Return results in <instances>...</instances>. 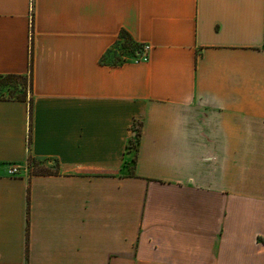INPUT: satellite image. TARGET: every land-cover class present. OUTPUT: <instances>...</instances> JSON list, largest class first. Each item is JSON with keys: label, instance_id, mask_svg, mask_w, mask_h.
<instances>
[{"label": "crops", "instance_id": "obj_1", "mask_svg": "<svg viewBox=\"0 0 264 264\" xmlns=\"http://www.w3.org/2000/svg\"><path fill=\"white\" fill-rule=\"evenodd\" d=\"M11 73L0 264H264V0H0Z\"/></svg>", "mask_w": 264, "mask_h": 264}, {"label": "trees", "instance_id": "obj_2", "mask_svg": "<svg viewBox=\"0 0 264 264\" xmlns=\"http://www.w3.org/2000/svg\"><path fill=\"white\" fill-rule=\"evenodd\" d=\"M120 40L123 46L135 48L139 53L142 51V44L136 42L133 37L126 31L122 30L120 34ZM30 66H31V76H32V66H33V49H31V57H30ZM10 83V87L8 88L9 94L6 95L2 92V87L8 85ZM12 87V88H11ZM32 89V79L28 78L23 74H6L0 75V99H13V100H22L29 102V111H30V136H29V144L32 142V115H33V98L28 97L29 91ZM142 133V122L136 120L133 127V135L129 141L128 147L130 153H132V149L136 148L141 137ZM137 159L136 154L133 155L131 160L129 161L130 168L133 169L132 163H135ZM45 162H48V159H39L32 154L29 156L28 163L31 170V173L38 175H51V174H59V165L56 162L57 167L53 168L48 166ZM131 169V172L134 173V170Z\"/></svg>", "mask_w": 264, "mask_h": 264}, {"label": "rangeland", "instance_id": "obj_3", "mask_svg": "<svg viewBox=\"0 0 264 264\" xmlns=\"http://www.w3.org/2000/svg\"><path fill=\"white\" fill-rule=\"evenodd\" d=\"M118 49L125 55L126 58H138L140 53L135 50V48H132V47H126V46H123L122 43H118ZM10 87V83H8V85H5L2 87V90L3 92L8 95L9 94V91H8V88ZM12 88V87H11ZM48 166H51L53 168H56L57 165H56V162L54 161H51V162H45ZM29 166V164H27Z\"/></svg>", "mask_w": 264, "mask_h": 264}, {"label": "built area", "instance_id": "obj_4", "mask_svg": "<svg viewBox=\"0 0 264 264\" xmlns=\"http://www.w3.org/2000/svg\"><path fill=\"white\" fill-rule=\"evenodd\" d=\"M150 44H145L142 48V51L140 52V55L137 60H148L150 56ZM9 174L11 175H19L21 172V166L18 164H13L8 169Z\"/></svg>", "mask_w": 264, "mask_h": 264}]
</instances>
